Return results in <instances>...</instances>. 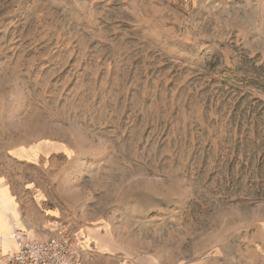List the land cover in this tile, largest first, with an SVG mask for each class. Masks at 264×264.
<instances>
[{
  "label": "rangeland",
  "instance_id": "374dc122",
  "mask_svg": "<svg viewBox=\"0 0 264 264\" xmlns=\"http://www.w3.org/2000/svg\"><path fill=\"white\" fill-rule=\"evenodd\" d=\"M0 195L86 264H264V0H0Z\"/></svg>",
  "mask_w": 264,
  "mask_h": 264
},
{
  "label": "built area",
  "instance_id": "2783aa9c",
  "mask_svg": "<svg viewBox=\"0 0 264 264\" xmlns=\"http://www.w3.org/2000/svg\"><path fill=\"white\" fill-rule=\"evenodd\" d=\"M14 240L15 252L3 253L0 248V264H86L78 235L68 227L57 229L46 241L24 231H16Z\"/></svg>",
  "mask_w": 264,
  "mask_h": 264
},
{
  "label": "crops",
  "instance_id": "0c3cea01",
  "mask_svg": "<svg viewBox=\"0 0 264 264\" xmlns=\"http://www.w3.org/2000/svg\"><path fill=\"white\" fill-rule=\"evenodd\" d=\"M16 231L17 230H15V232ZM13 239H14V235H12L10 238H6V237L3 236L2 239H0V248H1V250L3 249V250L8 251V252H13L14 249H15V245H14ZM8 240H10V242L12 243V247L10 246L9 243H6Z\"/></svg>",
  "mask_w": 264,
  "mask_h": 264
},
{
  "label": "bare ground",
  "instance_id": "6f19581e",
  "mask_svg": "<svg viewBox=\"0 0 264 264\" xmlns=\"http://www.w3.org/2000/svg\"><path fill=\"white\" fill-rule=\"evenodd\" d=\"M4 197V196H3ZM0 205H5L4 204V198H2V196L0 195ZM24 232H26V231H24ZM13 235H14V233H13ZM79 239H80V241H81V238L79 237ZM13 242H14V245H15V249H14V251L13 252H15L16 250H17V245H16V242H15V240L13 239ZM80 244H82V246H83V243H82V241H81V243ZM2 251H3V253H13V252H8V251H5V250H3L2 249Z\"/></svg>",
  "mask_w": 264,
  "mask_h": 264
}]
</instances>
